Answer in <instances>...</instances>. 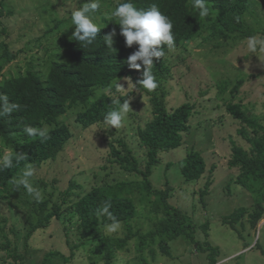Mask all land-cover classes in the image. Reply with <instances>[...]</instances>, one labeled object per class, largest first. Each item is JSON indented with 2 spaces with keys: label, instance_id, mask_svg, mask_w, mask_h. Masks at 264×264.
Instances as JSON below:
<instances>
[{
  "label": "rangeland",
  "instance_id": "obj_1",
  "mask_svg": "<svg viewBox=\"0 0 264 264\" xmlns=\"http://www.w3.org/2000/svg\"><path fill=\"white\" fill-rule=\"evenodd\" d=\"M87 2L2 0L5 13L0 18V44H6L15 55V60L5 66L4 75L24 72L29 63L46 71L54 53L63 52L60 30L74 27L71 12ZM245 20L254 31L251 36L192 41L168 49L160 58L171 73L164 85L168 111L186 102L194 105V111L182 144L159 152L149 181L153 189L167 191V203L192 222L191 238L186 234L169 241L160 235L148 237L163 214L136 196V215L129 230L121 223L113 234L104 228L98 240L78 248H74L77 234L70 229L67 236L55 218L43 228H33L41 212L44 216L54 206L64 208L92 188L141 180L140 175L123 171L110 154V145L118 148L122 141L141 169L146 164L137 132L152 119V106L146 93L125 82L126 77L132 81L133 76H139L140 70L117 78L112 88H99L92 98L103 93L127 97L132 111L120 128L107 130L101 122L82 128L75 121L83 110L79 106L68 109L59 119L68 126L71 138L54 160L33 166L30 183L41 191L40 200L16 186L14 181L21 173L15 178L6 199L0 200V264H20L23 258V264H105L106 250L113 254L111 264H264V188L242 187L237 182V169L228 166L232 147L248 151L249 144L241 135L242 123L228 113L226 105L239 104L247 117L264 126V53L259 52V46L255 53L247 47L249 37L264 40V0L251 7ZM58 22L62 23L60 29L54 27ZM117 83L126 92L117 90ZM191 151L202 154L206 162L205 174L195 182L186 181L181 174V163ZM40 203H46L44 209ZM256 209L257 215L252 216ZM121 239L120 245L113 243ZM103 240L109 245L103 246ZM14 254L21 259H11Z\"/></svg>",
  "mask_w": 264,
  "mask_h": 264
},
{
  "label": "trees",
  "instance_id": "obj_2",
  "mask_svg": "<svg viewBox=\"0 0 264 264\" xmlns=\"http://www.w3.org/2000/svg\"><path fill=\"white\" fill-rule=\"evenodd\" d=\"M102 1L100 4L105 10L99 8L92 15L93 22L100 28L93 43L88 45L72 39L74 27L60 30L63 52L54 53V59L49 60L44 72L29 63L24 72L6 77L3 70L15 60V55L9 51L6 44H0V97H7V102L0 99V200L6 199L13 181L27 165L40 166L47 160H54L63 150L71 138V131L66 124L60 123L59 119L68 109L78 106L83 108L76 114L75 121L84 129L100 123L105 115L118 105L111 103L116 99L111 94L103 93L92 100L96 90L112 88L113 81L121 76L129 73L135 75L133 72L137 70L129 69L126 60L138 46H125L124 38L119 35V25L115 24L117 20L111 16L116 6L124 0ZM258 1L260 0H207L209 15L202 18L199 16V10L193 7L192 0H131L138 9H148L155 4L172 21L174 47L198 40L251 36L254 31L247 26L245 16ZM4 13L0 0V18ZM61 22L56 23L54 27L60 29L63 23ZM113 29L117 35L113 38L111 49L107 47L103 37ZM168 49L166 45L163 46L164 52ZM140 70L139 76L132 77L134 84L142 79L143 66ZM150 71L158 87L148 91L137 85L139 90L149 96L153 114L152 119L137 132V138L145 150L144 169L140 168L139 162L124 142L120 141L118 148L110 145L113 162L125 172L140 175L141 180L92 188L75 200L69 201L64 208L54 206L53 211L44 216L41 212L34 230L45 227L55 218L67 236L70 229L77 234L78 242L74 248H78L87 242L98 240L105 225L112 223L107 214H101L99 211L105 202L111 203L110 212L129 230L130 222L136 215V196L139 202L152 203V210L163 214L149 231L148 237L155 239L160 235L162 240L169 241L180 234H186L191 238L194 233L192 222L181 210L167 203V191L153 189L149 177L159 152L182 144L194 105L186 102L168 111L164 85L170 78V69L160 59H154ZM117 98L123 101L127 97ZM13 104L18 107L8 112V107ZM226 109L242 123L241 135L249 144L248 151L237 145L232 147L228 166L237 169V182L242 187L259 185L263 189L264 126L254 118L247 117L239 104L228 103ZM27 127L35 129L36 133L27 135L24 131ZM41 131L44 132L43 136L40 135ZM5 155L11 159V166L4 165ZM205 172L206 162L199 152H189L181 163V174L186 181H198ZM208 185L209 183L206 188ZM67 195H70L69 192ZM151 197L154 199L150 200ZM40 206L44 209L46 203H40ZM259 210L261 212V207ZM256 212L257 209L252 216L257 215ZM259 218L258 215L255 224L259 222ZM31 232L29 231L28 236ZM107 241L103 240L102 245L108 244ZM121 242L122 239L113 240L115 244ZM14 255V258H10L21 259L18 254ZM103 258L105 264H111L112 252L106 250ZM24 259L20 260V264H23Z\"/></svg>",
  "mask_w": 264,
  "mask_h": 264
},
{
  "label": "clouds",
  "instance_id": "obj_3",
  "mask_svg": "<svg viewBox=\"0 0 264 264\" xmlns=\"http://www.w3.org/2000/svg\"><path fill=\"white\" fill-rule=\"evenodd\" d=\"M193 7L199 10V16L204 18L209 15V8L207 7V0H192ZM100 8V0H88L71 12L70 19L74 25V32L72 39L77 42H83L84 44L91 45L96 39L97 34L100 31L99 26L93 22L92 15ZM111 16L116 18L117 25H119V35L124 38L125 46L131 48L133 45H137L138 48L131 53L126 64L129 69L139 71L143 66L144 71L142 73V79L138 80L135 84L132 83L130 77L125 78V82H129L135 87L137 85L142 86L148 91H153L158 87V83L152 72L150 66L153 65V61L159 60L165 55L163 46H167L169 49L174 47L175 38L172 31V21L164 15L160 9L153 4L148 9H138L134 6L131 0H124L119 3L115 10L111 13ZM117 35L115 29L107 35H105L104 41L108 48L112 49L114 44V37ZM259 46V52L264 53V40H257L256 37H249L247 40L248 50L255 53ZM139 62V63H138ZM117 90L124 89L121 83L115 85ZM7 102V97H0ZM112 104L118 105L115 109L109 111L101 123L106 126V129H118L122 126V122L130 111V102L126 98L121 101L116 98L111 101ZM18 105H11L7 111L11 112L12 109L17 108ZM25 133L32 136L36 133V130L27 127L24 129ZM40 135L43 136L44 132L41 131ZM4 165L11 166V159L5 155ZM35 169L32 165H27L21 172L20 176L14 181L16 186H22L28 195L32 196L35 200L42 198V193L39 189L33 187L30 183V178L34 175ZM111 203L105 202L102 208L99 210L101 214H107L112 220V223L105 225V232L108 234L116 233L120 228V223L110 212Z\"/></svg>",
  "mask_w": 264,
  "mask_h": 264
}]
</instances>
